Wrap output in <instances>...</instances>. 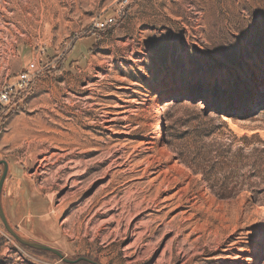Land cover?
Returning a JSON list of instances; mask_svg holds the SVG:
<instances>
[{"label": "rangeland", "instance_id": "obj_1", "mask_svg": "<svg viewBox=\"0 0 264 264\" xmlns=\"http://www.w3.org/2000/svg\"><path fill=\"white\" fill-rule=\"evenodd\" d=\"M33 63L0 121L2 205L19 236L69 261L264 264L263 182L212 176L187 136L231 97L253 113H212L214 129L264 140V0H0V86ZM0 264L67 263L21 247L0 219Z\"/></svg>", "mask_w": 264, "mask_h": 264}, {"label": "trees", "instance_id": "obj_2", "mask_svg": "<svg viewBox=\"0 0 264 264\" xmlns=\"http://www.w3.org/2000/svg\"><path fill=\"white\" fill-rule=\"evenodd\" d=\"M105 28V26H103ZM96 31H102L96 29ZM188 91L193 96H200L205 95L209 98H213L216 93L212 92H201V91H194L193 89H188ZM213 94V96H211ZM175 105H184L185 101L176 99L174 101ZM187 102L190 103L189 106H193L197 108L198 101L194 99L191 101L187 99ZM217 105H213V103H208L204 106L203 115L201 116V125L200 128H193L192 130L187 132V136L199 139L200 142L203 144L202 151L200 152L198 158H201L205 162H211L213 164V172L212 176L220 174V172H225L229 176L227 179L234 180L237 176H240L245 170L250 169L254 174L247 179H258L261 180L264 184V140L256 134L252 136L244 135L242 137H238L232 131H228L229 134H223L220 132V128L214 129L211 121V114L215 113L217 118L221 119L222 116H226L229 119L236 120V119H248L250 118L251 114L253 113L252 108H246L248 104L242 103L240 100H235L230 98H219L217 100ZM11 112V111H10ZM9 111H6L1 118V120H5L7 116L10 114ZM196 119H190L187 122V126L191 125L195 122ZM1 123V122H0ZM224 128H227V124L222 123ZM213 140H227L226 145H221L220 148L216 149L218 145H211L207 146L204 141H208L210 139ZM236 143L240 144V147L237 151H233ZM213 148V150H212ZM190 168L194 171V173L201 176V179L207 181L208 177L203 172V170L199 167L193 166L191 163L187 162ZM257 194V193H256ZM259 194L264 195V190L259 192ZM21 246V245H20ZM27 250L33 251L39 254H49L47 252L42 251H35L29 249L27 247L21 246Z\"/></svg>", "mask_w": 264, "mask_h": 264}, {"label": "built area", "instance_id": "obj_3", "mask_svg": "<svg viewBox=\"0 0 264 264\" xmlns=\"http://www.w3.org/2000/svg\"><path fill=\"white\" fill-rule=\"evenodd\" d=\"M37 72L38 65L33 63L27 71L19 75L15 83L10 85L5 83L0 86V121L4 113L15 106L18 99H23V94L33 85Z\"/></svg>", "mask_w": 264, "mask_h": 264}, {"label": "water", "instance_id": "obj_4", "mask_svg": "<svg viewBox=\"0 0 264 264\" xmlns=\"http://www.w3.org/2000/svg\"><path fill=\"white\" fill-rule=\"evenodd\" d=\"M0 166L3 167V174H2V177L0 179V219H1L5 229L9 233V235L15 241H17V243L20 244L21 246L27 247V248L35 250V251H42V252H47V253L53 254L54 256L63 260L67 264H77L79 262H87L89 264H97V263H94V262H92L88 259H85V258H81L77 261H69V260L65 259L64 256L59 251L52 249L48 246L41 245V244H38L36 242H32L30 240L24 239L15 232V230L10 226V224L6 218V215H5L4 210H3V205H2L3 189L5 186L6 180H7L9 165L6 161H0Z\"/></svg>", "mask_w": 264, "mask_h": 264}, {"label": "bare ground", "instance_id": "obj_5", "mask_svg": "<svg viewBox=\"0 0 264 264\" xmlns=\"http://www.w3.org/2000/svg\"><path fill=\"white\" fill-rule=\"evenodd\" d=\"M185 97H188V96L186 95ZM158 116H160V112H158ZM59 124H60V123H59ZM50 129H51V128H50ZM55 129H56V128H55ZM45 130H46V129H45ZM47 130H48V129H47ZM51 131H53V130H51ZM55 133H56V132H55ZM61 133H62V132H61ZM62 134H63V133H62ZM59 136H60V135H59ZM61 136H62V135H61ZM64 136H65V135H64ZM53 137H54V136H53ZM53 137H52V138H53ZM67 137H68V136H67ZM67 137H66V138H67ZM55 138H56V137H55ZM62 140H63V138H62ZM54 141H56V140H54ZM54 141L51 140L52 143H53ZM56 142H57V141H56ZM59 142H60V141H58L57 143L59 144Z\"/></svg>", "mask_w": 264, "mask_h": 264}, {"label": "flooded vegetation", "instance_id": "obj_6", "mask_svg": "<svg viewBox=\"0 0 264 264\" xmlns=\"http://www.w3.org/2000/svg\"><path fill=\"white\" fill-rule=\"evenodd\" d=\"M0 167H2V166H0Z\"/></svg>", "mask_w": 264, "mask_h": 264}]
</instances>
